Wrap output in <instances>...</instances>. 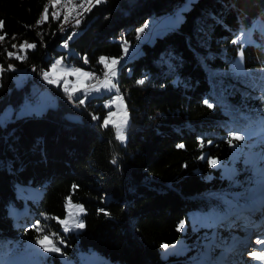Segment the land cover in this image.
Listing matches in <instances>:
<instances>
[{
  "label": "trees",
  "instance_id": "1",
  "mask_svg": "<svg viewBox=\"0 0 264 264\" xmlns=\"http://www.w3.org/2000/svg\"><path fill=\"white\" fill-rule=\"evenodd\" d=\"M46 1L0 0L5 21L0 35L7 33L0 42L6 69L0 73V113L13 108L0 121V264L12 263L25 242L44 235L77 264L80 251H95L117 264H188L189 251L160 256L162 245L183 235L195 240L188 229L183 233L181 221L194 211L233 214L244 207L242 196L260 184L250 166L227 180L201 157L228 161L238 144L228 142L231 134L264 130V34L255 30V42L242 48L237 42L240 30L264 19V0H190L182 9L184 0H102L67 47L63 41L70 33L59 34L61 21L49 10L48 20L36 23ZM172 9H181L179 23L141 43L114 80L129 114L124 144L113 126L101 127L108 112L105 96H87L84 106L75 107L53 87L56 106L17 112L28 89L26 80L16 84L18 72L32 64L47 69L69 52L74 66L102 77V56L120 57L125 43L138 42L137 29L148 18ZM24 41L36 47L22 51ZM240 48L255 83L228 70ZM9 51L22 58L9 57ZM9 64L14 70H7ZM26 186L40 189L35 198L19 195ZM69 200L83 206L84 227L77 232L63 231L58 221ZM25 203L31 214L15 221L10 207ZM47 260L60 264L56 255Z\"/></svg>",
  "mask_w": 264,
  "mask_h": 264
},
{
  "label": "rangeland",
  "instance_id": "2",
  "mask_svg": "<svg viewBox=\"0 0 264 264\" xmlns=\"http://www.w3.org/2000/svg\"><path fill=\"white\" fill-rule=\"evenodd\" d=\"M190 0H184L181 2V9L186 6V4ZM180 11L176 13H172V11H167L163 14L153 15L152 17L148 18L145 24L137 29H143V31H138L137 40L138 42L134 43L133 45L129 43H125V48H127V52L123 51V54L118 57V64L112 65L111 61L113 57L105 58V62H101L105 67V73H107V79L111 80L112 83H115L114 80L117 77V73L119 71L120 66L122 63L127 60L132 55L136 54L139 50V46L143 42L151 41L153 37L158 34L165 32L166 30L172 29L175 27L180 21ZM59 21V20H58ZM78 30V29H77ZM257 30L260 33L264 34V19H257L255 22L251 23L247 28H244L239 31V37L237 42L240 43L241 48L247 43H254L255 36L254 31ZM72 34V33H71ZM238 50V54L235 57L234 61L229 66L228 70L230 72H234L237 75H241L243 79L248 78L251 83H255L256 80L251 78V74L248 73L243 67V58H242V49ZM16 50V48H14ZM63 58L62 63L57 64L56 69L53 71L51 70V65L55 63L57 60ZM45 71H48L49 77L55 80H58L59 83L51 84L52 86L58 87L59 85L62 88H66L69 90L70 93L83 95L87 93L88 97H95V96H105L102 99L103 106L108 109V112L111 111L113 113L112 117L110 118L112 123L109 125L114 127L115 137L117 126L122 125V122L127 119L128 123L125 128V136L126 139L124 141L118 140L119 144H124L127 140L126 129L129 124V114L127 113L126 104L124 98L121 96L120 100H117L109 107H106V104L109 102L111 96H115L117 94V86L113 88L111 92H107L103 89L102 84L105 82L106 77L105 73L101 77L95 72H90L86 68L75 65L73 61L69 60V52H67L65 57L59 56L55 58L53 62ZM36 65V64H32ZM107 65V67H106ZM30 66V65H29ZM40 67V66H39ZM27 68V67H26ZM41 68V67H40ZM39 68V69H40ZM66 68H75L80 69V73H69L66 71ZM112 69L115 71V76L112 75V72L109 71ZM29 72L24 70L22 72H18L14 76V80L17 85H21L23 80H26ZM39 73H41L39 71ZM41 76L43 77L42 73ZM44 78V77H43ZM45 79V78H44ZM47 80V79H45ZM27 81V80H26ZM99 81V82H98ZM116 84V83H115ZM100 87V91L97 92L94 89ZM48 99V103H47ZM86 101V99H85ZM264 101V95H263ZM58 97L55 93L51 91H40V102L36 103H28L27 105L21 104L18 113L24 112H36L40 113L46 107L51 106L54 107L57 105ZM72 102H75L72 100ZM35 104V105H33ZM72 105V104H71ZM84 106V105H81ZM24 107H29L30 111H25ZM107 112V114H108ZM13 113V108L11 106H7L3 109L0 113V121H4L6 115H11ZM106 114V115H107ZM105 115V116H106ZM108 125V126H109ZM239 135H244V140H237V146L232 148V154L228 161L218 162L215 166H218L221 170V175L226 178L227 180H233L235 175L241 172L244 168L250 166L251 172L256 173L257 177H259L260 184L254 188L250 193L244 194L242 199L244 200L242 204L244 208L241 210L235 211L233 214V219L231 220V226L226 225L225 222L226 218L232 217V214L229 213L230 209L224 212L221 216H219V212L216 215L215 211L205 212V211H194L193 213L189 214L187 217V221L183 222V225L180 228L183 230L185 234L186 230H189V234L192 236V239H195L193 242H188L186 235H183L177 241L169 244L168 248H161L160 256L161 258H167L169 255H185L188 251L190 252L188 259L185 261L188 264H206V259L210 258V251L212 247H217L218 249L213 250L214 256L220 258L224 254L228 252L231 253L233 250L240 244V240L247 239L246 241L241 242L245 249L243 250V254H240L236 257L238 262L235 264H242V260H244L245 255L244 252L247 250L250 251L251 247L255 246V239H251V234L248 233L249 224L248 221L252 220L255 224H258L260 228H264V130L260 132H247L241 133ZM261 150L260 154H257V151ZM263 152V154H262ZM239 163V164H238ZM26 190L21 191L19 195L26 198H35L37 196V192L40 191L39 188H27ZM25 199V198H24ZM249 203V204H248ZM82 206L80 203L71 202L69 201L65 205V215L62 218H59L58 221L61 224L62 230L64 231L65 226L68 227V231L65 232H77L80 228L74 227V223L76 220H81V215L83 211L80 210ZM83 207V206H82ZM10 214L13 215L15 221L22 217L25 214H31V210L28 208V205L25 203L20 208L17 207H10ZM219 216V217H218ZM236 219L235 223L234 220ZM61 221H67V225L62 224ZM230 223V222H229ZM211 227V228H210ZM257 227L254 232L260 229ZM210 229L209 231H207ZM261 229V230H262ZM260 230V231H261ZM248 234V236H247ZM196 237V238H195ZM43 238V237H42ZM41 238V239H42ZM51 239V238H50ZM231 240V241H230ZM250 246V247H249ZM56 247H58L56 245ZM252 247V248H253ZM23 252L21 251L20 257H15L11 259L12 263L9 264H54L51 260H47L46 258L52 255H56L59 260L60 264H77L73 259L68 258L65 256L61 250L59 252H48L45 251L44 248L41 246L37 240H30L24 243L23 245ZM59 248V247H58ZM248 248V249H246ZM60 249V248H59ZM243 249V247H241ZM223 252L222 255L220 253ZM220 255V256H219ZM248 255L246 256L247 260ZM222 258V257H221ZM220 258V260H221ZM235 258V259H236ZM78 262L80 264H117L115 262L110 261L108 258L100 255L95 251H80L78 253ZM222 260H225L222 259ZM248 264L252 261L248 259ZM246 264V263H243Z\"/></svg>",
  "mask_w": 264,
  "mask_h": 264
},
{
  "label": "snow or ice",
  "instance_id": "3",
  "mask_svg": "<svg viewBox=\"0 0 264 264\" xmlns=\"http://www.w3.org/2000/svg\"><path fill=\"white\" fill-rule=\"evenodd\" d=\"M60 2H61V0H51V3L53 4V6H55L57 4H60ZM100 3H102V0H81L80 4L76 6L80 10L76 11L74 16L71 13H68V14L64 15L63 22L61 24V29L60 30L62 32L65 31L64 25L68 24L70 22V20H73L75 25H78L81 22V18L83 16V13L86 12V11H91L92 7H94L95 5H98ZM85 4H87L88 7H85ZM52 17H53V19H57V20L60 19V15L57 12L52 13ZM47 20H48V8L45 7L44 12L42 13V18L40 20H37L36 23L37 24H41V23H43V22H45ZM4 25H5V21L3 19H0V31L3 30ZM138 31L142 32L143 29H139ZM74 35H75V32H73L72 34L67 36V39H65L63 41V46L64 47L68 46V42L70 40H72ZM6 36H7V33H4V35H0V42H3ZM12 47L16 48L17 45L13 44ZM35 47H36L35 43H28L27 41H24V42L20 43V45H19V48L22 51L25 50V49H34ZM124 51L127 52V48H125ZM7 55L9 57L15 56L17 59H21L22 58L17 53H14V52H11V51L7 52ZM62 61H63V58H61L60 60H57L55 63H53L51 65V70L54 71L56 69V67H57V64L62 63ZM100 62H102V63L105 62V58L101 57L100 58ZM118 62L119 61H118L117 58H113L112 61H111L112 65H116V64H118ZM106 67H107V65H106ZM5 70L6 69L4 68V66L2 64H0V73H2ZM7 70H14V66L9 64L7 66ZM34 70L40 71L42 73L43 77L45 79H47L48 83H50V84L59 83L58 80H55V79H52V78L49 77L48 71H45L43 69H34ZM66 71L69 72V73H72V72L80 73L81 72L80 69H75V68H66ZM109 71H111L112 75L115 76L116 73H115L114 70L109 69ZM105 77H106V80L102 84V87L107 92H111V90L113 88H116V84L112 83L111 80L107 79V73H105ZM137 83L143 84L144 81L140 80V81H137ZM94 90L99 92L101 89H100V87H97ZM65 91H67V89H65ZM69 95H70V98H72L74 96V93H70ZM75 99L77 100L78 104L84 105L85 104V99H87V93L84 94L83 98H81L79 96H76ZM120 99H121V96L119 95V89H117V94L115 96H111L110 97L109 102L106 104V107H109L111 105V103H113V102H115L117 100H120ZM205 103L208 104V101L205 100ZM208 106L212 107L211 104H208ZM112 115H113V113L111 111H109L108 114L103 118L102 123H101V127H108V125L110 123H112V121L110 119L112 117ZM92 119L93 120H100L101 118L98 117V116L93 115ZM127 123H128V121H127V119H125L122 122V125L117 126L116 139L121 140V141H124L126 139V136H125L124 133H125V128L127 126ZM232 139L244 140L245 136L244 135H239V134H231V139H229V141H228L230 144L232 143ZM209 143H211V141H209ZM177 147L178 148H183L184 145L183 144H179V145H177ZM201 158L207 159L208 163L210 165H216L218 163L217 160L212 159L210 157L202 156ZM116 162H117L116 158L114 157L113 160H112V163L115 164ZM76 187H78V186L77 185L73 186L74 189ZM69 203H71L70 200H69ZM79 207H80V210L83 211V207L82 206H79ZM98 212L104 213L105 210L104 209H98ZM105 214H107V213H105ZM37 223H39V222H37ZM61 223L67 225V221H61ZM182 225H183V221H181V226ZM34 227H36V226L34 225ZM74 227L83 228L84 227L83 221L82 220H76L75 223H74ZM68 230H69L68 227L65 226L64 231H68ZM37 231H43V229L37 228ZM37 242L41 244V246L44 248L45 251H48V252H59L60 251V249L58 247H56V245L52 241V239H50L49 235H44L42 239L38 238ZM60 243H63V241L61 240ZM254 243H255V245L261 246L260 250L257 251L255 248H253L251 251L247 252V255L249 257H251L253 260L264 261V237H257ZM162 247L167 249L169 246L167 244H165V245H162Z\"/></svg>",
  "mask_w": 264,
  "mask_h": 264
},
{
  "label": "built area",
  "instance_id": "4",
  "mask_svg": "<svg viewBox=\"0 0 264 264\" xmlns=\"http://www.w3.org/2000/svg\"><path fill=\"white\" fill-rule=\"evenodd\" d=\"M80 2L81 0H71V3L74 5V12L72 13L73 16L75 15L76 11L80 10L76 7L77 5L80 4ZM85 7H88V6H85ZM88 12L89 11H86L83 13L81 22L85 20ZM78 25H75L74 21L70 20V22L66 24L65 30H68L71 34L76 31V29L78 28ZM34 69H39V65H32L30 74L27 77H25V79L28 81V89L23 97V102H33V103L38 104L40 102V91L42 90L51 91L55 94H56V91L54 90L53 86L41 76V73H39V71H36ZM63 99L65 101H68L70 104H72L75 107H80V104H78V102H72V100L68 96L64 95Z\"/></svg>",
  "mask_w": 264,
  "mask_h": 264
},
{
  "label": "bare ground",
  "instance_id": "5",
  "mask_svg": "<svg viewBox=\"0 0 264 264\" xmlns=\"http://www.w3.org/2000/svg\"><path fill=\"white\" fill-rule=\"evenodd\" d=\"M85 6H88L87 4H85ZM45 7H47L48 8V10H49V12H50V15H52V13H54V12H57V13H59V15H60V26H59V34L60 35H66V34H69L70 32L68 31V30H65V31H61L60 29H61V24H62V22H63V18H64V15L65 14H68V13H73L74 12V5L71 3V0H61V2H60V4H57V5H55V6H53V4L51 3V0H47L46 1V3H45V6H44V9H45ZM44 9H43V12H44ZM42 18V15L40 16V18H39V20ZM66 27V24L64 25V28ZM77 30V29H76ZM76 32V31H75ZM31 68L32 67H30V68H28L26 71H28L29 73L27 74V75H29L30 74V70H31ZM40 68V67H39ZM23 103H33V102H23ZM261 150L262 149H259L258 151H257V154H260L261 153ZM256 226H258V224H255ZM248 233H252V230L251 229H248ZM260 237H264V228L261 230V231H259L258 233H257ZM247 236H248V234H247ZM247 239H244V240H240V242L239 243H241V242H243V241H246ZM253 248H255L257 251H259L260 250V248H261V246H258V245H255ZM253 248H251V250L253 249ZM222 259V258H221ZM248 259H250L252 262L251 263H249V264H264V261H258V260H253L251 257H247V260ZM244 261V260H242V264L243 263H247L248 264V262L249 261ZM235 262H238V260H237V258L234 260V264H235Z\"/></svg>",
  "mask_w": 264,
  "mask_h": 264
},
{
  "label": "crops",
  "instance_id": "6",
  "mask_svg": "<svg viewBox=\"0 0 264 264\" xmlns=\"http://www.w3.org/2000/svg\"><path fill=\"white\" fill-rule=\"evenodd\" d=\"M53 87H55V86H53ZM58 87L63 91V93H64L65 96H68V97L70 98V95H69L70 92H69V90L65 91L66 88H62L60 85H59ZM76 96H77V94H74V96H73L72 98H70V99L73 100V98L76 97ZM48 102H49V101H48V99H47V103H48ZM24 109L30 111V110H29V107H24ZM12 114H13V113H12ZM12 114H11V115H12ZM11 115H9V114L6 115L4 119L9 118Z\"/></svg>",
  "mask_w": 264,
  "mask_h": 264
}]
</instances>
